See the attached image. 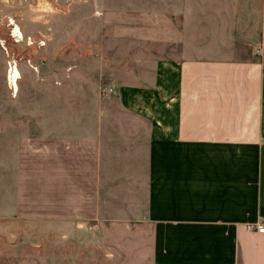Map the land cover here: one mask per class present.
Masks as SVG:
<instances>
[{
	"label": "crops",
	"instance_id": "crops-1",
	"mask_svg": "<svg viewBox=\"0 0 264 264\" xmlns=\"http://www.w3.org/2000/svg\"><path fill=\"white\" fill-rule=\"evenodd\" d=\"M116 2V108L84 63L73 107L5 136L3 214L66 223L74 264H264V0Z\"/></svg>",
	"mask_w": 264,
	"mask_h": 264
},
{
	"label": "rangeland",
	"instance_id": "rangeland-1",
	"mask_svg": "<svg viewBox=\"0 0 264 264\" xmlns=\"http://www.w3.org/2000/svg\"><path fill=\"white\" fill-rule=\"evenodd\" d=\"M116 1L100 6L99 0H0V264H74L76 252L84 256L83 248L68 237L66 223L3 214L4 195L13 192L7 165L15 150L5 136L14 137L19 129L31 134L42 116L48 120L52 110L73 107L68 100L81 88L75 80L85 75L84 63L90 65L91 91L116 108L104 87L100 92V85L109 80L100 69L107 64L113 68L121 57L116 46L131 44L119 38L131 27L130 22L119 26ZM12 21L23 38L15 36ZM12 65L21 75L18 91L9 81ZM81 259L77 264H87Z\"/></svg>",
	"mask_w": 264,
	"mask_h": 264
},
{
	"label": "bare ground",
	"instance_id": "bare-ground-1",
	"mask_svg": "<svg viewBox=\"0 0 264 264\" xmlns=\"http://www.w3.org/2000/svg\"><path fill=\"white\" fill-rule=\"evenodd\" d=\"M12 24L15 25V30H14L15 36L20 39L23 38V33L20 27L16 24L15 21H12ZM20 77L21 75H20L18 68L12 65L10 72H9V81L15 91H18L17 83Z\"/></svg>",
	"mask_w": 264,
	"mask_h": 264
},
{
	"label": "built area",
	"instance_id": "built-area-1",
	"mask_svg": "<svg viewBox=\"0 0 264 264\" xmlns=\"http://www.w3.org/2000/svg\"><path fill=\"white\" fill-rule=\"evenodd\" d=\"M97 14H100L99 12H97ZM258 53H260V50H258ZM104 92H107V88H103ZM248 230H256L259 233H264V224H256V225H248L247 226Z\"/></svg>",
	"mask_w": 264,
	"mask_h": 264
}]
</instances>
